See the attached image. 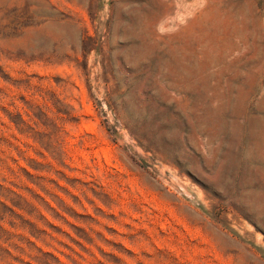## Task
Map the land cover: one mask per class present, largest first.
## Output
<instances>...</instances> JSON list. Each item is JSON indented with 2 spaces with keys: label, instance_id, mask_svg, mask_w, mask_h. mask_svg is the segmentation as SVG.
<instances>
[{
  "label": "rangeland",
  "instance_id": "1",
  "mask_svg": "<svg viewBox=\"0 0 264 264\" xmlns=\"http://www.w3.org/2000/svg\"><path fill=\"white\" fill-rule=\"evenodd\" d=\"M0 264H264V0H0Z\"/></svg>",
  "mask_w": 264,
  "mask_h": 264
}]
</instances>
